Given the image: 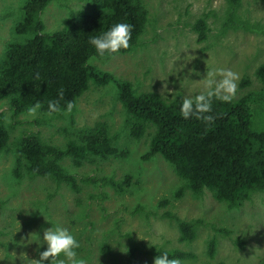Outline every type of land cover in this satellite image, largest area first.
<instances>
[{"label":"rangeland","instance_id":"rangeland-1","mask_svg":"<svg viewBox=\"0 0 264 264\" xmlns=\"http://www.w3.org/2000/svg\"><path fill=\"white\" fill-rule=\"evenodd\" d=\"M26 2L0 0V57L11 42L29 36L15 32ZM141 2L148 23L138 43L127 53L100 58L93 65L132 82L137 93L154 91L166 100L205 92L207 73L219 80L217 70H232L239 74L232 100L252 95L254 126L264 128V88L256 75L264 62V0H241L236 9L227 0ZM95 7L92 0H51L42 18L46 30L53 32L63 27L71 13L92 12ZM201 17L209 26L204 41L198 40L194 29ZM0 112L10 133L8 147L0 151V264H34L32 259H38L46 245L32 242V233L42 238V229L51 226L48 222L77 237L78 256L86 264H153V250L158 248L195 252L186 264H264V191H253L249 199L230 207L207 190L196 196L162 155L143 160L154 128L150 126L140 139L131 135L132 121L116 83H91L70 112L15 115L7 100H0ZM99 123L108 125L127 155L93 156L81 166L71 158L62 162L79 180L91 177L96 183L80 180L76 192L50 177L30 176L25 169L16 174L14 145L23 134L37 133L46 142L64 147ZM127 174L132 180L124 192L101 181ZM165 199L168 204L163 206L160 202ZM166 212L201 221L193 241L179 240L178 221ZM212 238L217 241L213 259L207 254Z\"/></svg>","mask_w":264,"mask_h":264},{"label":"trees","instance_id":"trees-1","mask_svg":"<svg viewBox=\"0 0 264 264\" xmlns=\"http://www.w3.org/2000/svg\"><path fill=\"white\" fill-rule=\"evenodd\" d=\"M50 1L27 0L23 19L16 25L15 32L29 36L24 41L11 42L0 57V100H7L15 115L27 113L37 102L43 113L60 114L66 111L68 102L74 106L91 83L102 86L114 82L132 121L131 135L140 139L150 126L154 128L143 160L162 155L196 196L207 190L230 207L249 199L253 191H264V128L254 126L252 95L230 103L213 98L210 112L199 119L195 116L184 119L179 111L181 98L166 100L154 91L137 93L132 82L119 80L111 72L85 63L95 54L88 43L89 36L99 35L117 22L132 26L130 47L119 53L132 50L148 23V11L141 0H92L96 5L92 12L71 13L61 29L48 32L42 13ZM227 1L232 9L241 2ZM194 29L199 41L207 39L209 26L205 18H199ZM256 75L264 88V62L257 68ZM49 100L58 102V112H48ZM205 115L212 119L205 121ZM9 139L4 113L0 112V151L8 147ZM14 146L18 155L15 169L18 176L20 170L25 169L30 176L50 177L76 192L80 191V180L93 183L97 180L91 177L79 180L63 165L64 159L71 158L74 165L81 166L93 156L127 155L126 150L117 146L116 136L110 133L106 123L82 132L64 147L46 142L37 133L23 134ZM131 180L129 174L118 180L101 179L119 192H124ZM180 195L181 192L177 193ZM160 204L167 205L168 201L162 200ZM165 216L178 221L181 242L194 240L200 220H182L171 212H166ZM216 250L217 241L212 238L207 248L211 259ZM160 251H167L170 258H177L180 264L196 257L195 252L180 248L154 249V255H159Z\"/></svg>","mask_w":264,"mask_h":264},{"label":"clouds","instance_id":"clouds-1","mask_svg":"<svg viewBox=\"0 0 264 264\" xmlns=\"http://www.w3.org/2000/svg\"><path fill=\"white\" fill-rule=\"evenodd\" d=\"M131 33L132 26L130 24L117 22L99 35L89 36L88 43L95 50V54L90 56L85 63L93 64L100 58L118 54L121 50H127L130 47ZM217 71L221 77L219 80L211 79L213 74L207 73L204 81L205 92L195 96H186L182 99L179 111L184 119L192 116L199 119L202 114L210 112L213 98L223 103L232 101L236 94L239 74L225 69ZM40 107L39 102L30 106L27 109L28 115L34 116ZM47 107L49 113L59 111V104L55 100H49ZM72 108L73 104L68 102L66 111L70 112ZM203 119L210 121L212 117L205 115ZM48 223L51 226L42 229V238L40 233H32V242L38 246L46 245V249L38 253L39 258L32 259L34 264H86L85 260L78 256L77 250L80 248V243L77 237L58 223ZM158 253L159 255L154 258L153 264H180L177 258H170L167 251Z\"/></svg>","mask_w":264,"mask_h":264}]
</instances>
